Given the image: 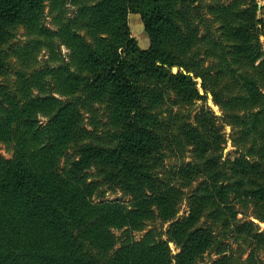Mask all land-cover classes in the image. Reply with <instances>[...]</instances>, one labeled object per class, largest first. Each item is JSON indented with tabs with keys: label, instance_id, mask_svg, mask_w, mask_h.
<instances>
[{
	"label": "trees",
	"instance_id": "obj_1",
	"mask_svg": "<svg viewBox=\"0 0 264 264\" xmlns=\"http://www.w3.org/2000/svg\"><path fill=\"white\" fill-rule=\"evenodd\" d=\"M262 37L257 0H0V264H264Z\"/></svg>",
	"mask_w": 264,
	"mask_h": 264
},
{
	"label": "rangeland",
	"instance_id": "obj_2",
	"mask_svg": "<svg viewBox=\"0 0 264 264\" xmlns=\"http://www.w3.org/2000/svg\"><path fill=\"white\" fill-rule=\"evenodd\" d=\"M225 2L229 3L231 0H224ZM257 3H258V7H259V15L260 17H263L264 16V2L262 0H257ZM71 9V8H70ZM70 12V11H69ZM73 10L71 9V13L68 15V16H71L73 15ZM46 19H45V22H46V26L51 29V30H55V23L53 21V15H50V10L49 8L46 9ZM138 20V21H137ZM129 25H130V28H131V32L133 34V36L135 37V34L137 35V37L139 38V40L143 41V38L145 40H148V36L147 34L145 33L144 31V26H143V23H142V20L140 18L139 15H136V14H131L129 16ZM142 29L139 31V28ZM140 32V34H139ZM136 38V37H135ZM19 43L21 45H25L26 44V40H27V37H24V32L21 31L20 33V36H19ZM261 41H262V45L264 47V37L261 38ZM148 45V44H147ZM147 47V46H146ZM61 54L63 56V58L66 59V61L68 60V50L65 48V47H62L61 48ZM38 62L39 64L37 65L38 67H45L46 65H53V61L50 60V55L49 53L46 51V50H43L39 56H38ZM173 73H178L179 69L178 68H173ZM197 83H198V88L200 89V92L202 95H204V91L201 89V83H202V80L201 79H197L196 80ZM209 101H212L213 102V97L212 95L209 93L207 94V102L206 103V106L209 107L212 111H214L216 113V115L218 116H222V111L220 110V108L218 106H216L213 102V106H210L208 104ZM204 105V102L203 101H198L194 107V111H197L199 110L202 106ZM99 114H102L101 112ZM40 120H42V122H45V118L43 117H39ZM100 120L101 122H105L104 118H101V115H100ZM91 130L92 128L89 127ZM225 132L227 133V139H228V143L226 144V149L224 151V154H225V157H227L228 155H235V152H236V149L235 147H233V144H232V141L230 139V134L232 133V127L229 126V125H226L225 126ZM0 154L6 158H10L11 157V153H9L5 147H1L0 148ZM186 162H189L191 161V158L189 157V153L186 154ZM167 165L170 167V166H173L174 164H179V162L176 163L175 159L173 158L172 160H168L166 161ZM196 186V185H195ZM186 190V189H185ZM184 190V191H185ZM188 193V191H185ZM105 199H108V200H124V201H129L130 198L128 197H125L123 195V193L120 191V190H117L115 193L114 192H107L106 193V198ZM187 201H185L183 204H182V207H181V211L179 213V217L183 216L186 212H187ZM254 223H256L257 225H259V227L261 228V230H264V225L263 223H260L257 219H252ZM167 229V225L164 226V230ZM147 231L143 232V233H140V234H137L136 235V239L137 240H140L144 234H146ZM165 238V237H164ZM166 239V238H165ZM169 247L171 248V250H173L175 253H176V247L173 243H170L169 244ZM216 256H208L206 257V261L208 262H211L212 260H215Z\"/></svg>",
	"mask_w": 264,
	"mask_h": 264
},
{
	"label": "crops",
	"instance_id": "obj_3",
	"mask_svg": "<svg viewBox=\"0 0 264 264\" xmlns=\"http://www.w3.org/2000/svg\"><path fill=\"white\" fill-rule=\"evenodd\" d=\"M138 21V20H137ZM138 28H139V26H138ZM140 30H142V29H140L139 28V31ZM139 34H140V32H139ZM135 37H136V39L138 40V43H139V45H140V47L142 48V49H147L148 48V45H149V42H148V40H145L144 38H143V41H141V40H139V38L137 37V35L135 34ZM148 44V45H147ZM147 46V47H146Z\"/></svg>",
	"mask_w": 264,
	"mask_h": 264
},
{
	"label": "water",
	"instance_id": "obj_4",
	"mask_svg": "<svg viewBox=\"0 0 264 264\" xmlns=\"http://www.w3.org/2000/svg\"><path fill=\"white\" fill-rule=\"evenodd\" d=\"M208 104H209L210 106H213V102H212V101H209ZM263 225H264V223H263ZM261 231H264V230H261Z\"/></svg>",
	"mask_w": 264,
	"mask_h": 264
}]
</instances>
